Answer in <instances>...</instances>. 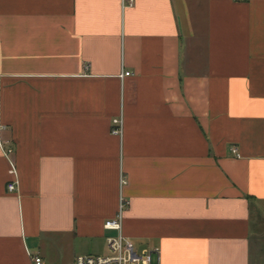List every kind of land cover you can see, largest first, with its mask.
I'll list each match as a JSON object with an SVG mask.
<instances>
[{"label": "crops", "instance_id": "obj_1", "mask_svg": "<svg viewBox=\"0 0 264 264\" xmlns=\"http://www.w3.org/2000/svg\"><path fill=\"white\" fill-rule=\"evenodd\" d=\"M129 1L0 0V264H264V0Z\"/></svg>", "mask_w": 264, "mask_h": 264}, {"label": "built area", "instance_id": "obj_2", "mask_svg": "<svg viewBox=\"0 0 264 264\" xmlns=\"http://www.w3.org/2000/svg\"><path fill=\"white\" fill-rule=\"evenodd\" d=\"M130 5L133 1L130 0ZM131 73H125L123 77L130 76ZM115 128L113 134L121 136L123 134V119L114 121ZM233 153H237L238 149H232ZM12 150H6V156H9ZM12 174H16L13 166ZM17 182L9 185L10 191L16 190ZM126 179L122 178V185H126ZM128 203L122 199L119 215L105 223L104 228L116 235L107 237V246L110 252L108 256H81L75 259L71 264H161L162 256L159 249L152 251L138 252L135 245L123 235V211ZM32 264H49L40 254L29 253Z\"/></svg>", "mask_w": 264, "mask_h": 264}, {"label": "rangeland", "instance_id": "obj_3", "mask_svg": "<svg viewBox=\"0 0 264 264\" xmlns=\"http://www.w3.org/2000/svg\"><path fill=\"white\" fill-rule=\"evenodd\" d=\"M139 253L141 252L140 249L137 250ZM88 255L92 256H108L110 255L109 249L107 246L100 245L95 251L88 253ZM53 264V263H50Z\"/></svg>", "mask_w": 264, "mask_h": 264}]
</instances>
